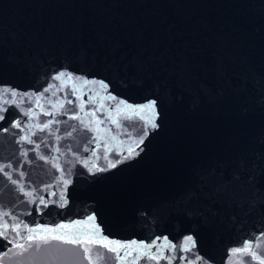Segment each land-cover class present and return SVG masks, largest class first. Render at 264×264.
Instances as JSON below:
<instances>
[{"label":"water","instance_id":"obj_1","mask_svg":"<svg viewBox=\"0 0 264 264\" xmlns=\"http://www.w3.org/2000/svg\"><path fill=\"white\" fill-rule=\"evenodd\" d=\"M0 116V264L264 260V0H0Z\"/></svg>","mask_w":264,"mask_h":264},{"label":"snow or ice","instance_id":"obj_2","mask_svg":"<svg viewBox=\"0 0 264 264\" xmlns=\"http://www.w3.org/2000/svg\"><path fill=\"white\" fill-rule=\"evenodd\" d=\"M54 79L56 80H62V79H66V80H72L73 77L70 76V75H66L65 73L61 72L59 75H57ZM85 84H87V81H85ZM101 87H104L102 82H101ZM78 91V89H74L73 90V95H75V92ZM79 99V97H78ZM68 103H73L72 100H68L67 101ZM123 103V102H121ZM64 105L63 104H60V108L63 109ZM102 107V105H101ZM129 108L130 111H133L137 114L141 113V112H144L145 110L149 111V112H152L153 114L154 113V109H155V102H151V103H148L144 106H142L141 108L139 109H133L131 106H126ZM98 110V109H97ZM81 111H83V108H81ZM96 114V110H93L92 112V115L95 116ZM4 117L3 116H0V120H2ZM72 119H79V116L76 115V116H73L71 117ZM126 119H131V117H125ZM115 122V121H114ZM50 123V122H49ZM49 123H45L43 125V129H46L49 127ZM150 126L152 128H155L157 127V125L154 123V122H150ZM15 127L19 128L20 127V124L19 122H17V124L15 125ZM41 129V130H43ZM22 140H26L28 141L29 143H32V141L29 139L28 136H25V137H22ZM143 143V139L141 138L137 144H136V147H139L140 144ZM128 155L125 157V159H127L128 157H130L134 152H135V148H132L130 147L128 150ZM43 158V157H42ZM116 165L115 164H112L111 167H115ZM0 172H3V168H0ZM41 203H44V201H41ZM95 218L94 217H89V222L93 221ZM3 231H0V236H6L7 235V231H8V225L7 223H5L3 226ZM26 231L29 233V235H27L26 237L23 236L20 231H19V228H20V225H13L12 227V231L16 232L17 236H19L21 239H26L28 241H32L34 239H36L37 237L31 235V233H34L36 230L34 229H27V226H24ZM69 226L67 225H61L60 228L63 229V228H67ZM43 232H55L57 231L56 229H43L41 230ZM39 239L43 242V243H47L49 241V239H53V240H60V241H63L64 243H67V244H73V245H94V244H97L98 241L92 239L91 237L87 238V239H80L78 237L76 238H70V237H66V236H63V235H59V236H39ZM12 242V241H10ZM101 243V246L103 247H106L108 249V251L110 252H117V249L118 248H122V247H130L129 245H117L116 247H109L110 244H113L114 242H111V241H108L107 243H103V242H100ZM186 244H191L192 246L195 245V241L193 240L192 236H188L186 238V241H185ZM15 246L19 249H21L22 251L26 250L25 249V246L24 244L22 243H19L18 241H15ZM28 247H32L31 244L28 245ZM143 247H146L150 250V246H143ZM184 250H188L187 248H185ZM92 251V249L90 247H84V252L86 254V258L89 260V264H93V260H92V257L90 255H87L88 253H90ZM236 253L240 254V253H246V254H251L253 256V258H258L256 257V254L255 252L253 251V245L251 244H248V245H245L242 249H235L234 250ZM100 259H103V257H99ZM117 258L118 259H122L121 257H119V253L117 252ZM147 259L149 260H159V259H163L165 257L163 256H159V255H148L146 256ZM138 259V257H137ZM167 259L169 260V264H171V260H172V257H167ZM260 264H264V260H262L260 262Z\"/></svg>","mask_w":264,"mask_h":264}]
</instances>
